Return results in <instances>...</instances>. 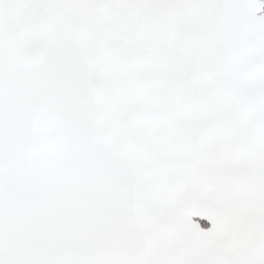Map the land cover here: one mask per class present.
Here are the masks:
<instances>
[{
	"label": "snow or ice",
	"instance_id": "6c2138e0",
	"mask_svg": "<svg viewBox=\"0 0 264 264\" xmlns=\"http://www.w3.org/2000/svg\"><path fill=\"white\" fill-rule=\"evenodd\" d=\"M0 264H264V0H0Z\"/></svg>",
	"mask_w": 264,
	"mask_h": 264
},
{
	"label": "rangeland",
	"instance_id": "374dc122",
	"mask_svg": "<svg viewBox=\"0 0 264 264\" xmlns=\"http://www.w3.org/2000/svg\"><path fill=\"white\" fill-rule=\"evenodd\" d=\"M200 223H201V226L206 228V229L211 227V222L210 221L201 220Z\"/></svg>",
	"mask_w": 264,
	"mask_h": 264
}]
</instances>
